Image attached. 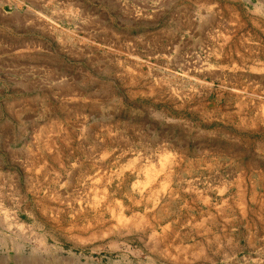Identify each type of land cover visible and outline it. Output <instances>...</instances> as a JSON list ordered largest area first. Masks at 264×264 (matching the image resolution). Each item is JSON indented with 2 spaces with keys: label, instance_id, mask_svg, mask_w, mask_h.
I'll return each instance as SVG.
<instances>
[{
  "label": "rangeland",
  "instance_id": "374dc122",
  "mask_svg": "<svg viewBox=\"0 0 264 264\" xmlns=\"http://www.w3.org/2000/svg\"><path fill=\"white\" fill-rule=\"evenodd\" d=\"M73 1L0 33V264H264V0Z\"/></svg>",
  "mask_w": 264,
  "mask_h": 264
},
{
  "label": "crops",
  "instance_id": "0c3cea01",
  "mask_svg": "<svg viewBox=\"0 0 264 264\" xmlns=\"http://www.w3.org/2000/svg\"><path fill=\"white\" fill-rule=\"evenodd\" d=\"M102 1L104 4L105 0ZM26 0H0V33L1 32H21L22 40L18 42L17 47L14 52L18 53V57L23 59L25 58L27 45L25 43V33L26 32H58L59 20L62 21L61 17H57L58 5L65 6L66 8V16H72V10L74 6L73 0H32V3L36 5L37 3H45L49 4L51 15L49 24L42 27L41 21L43 15L38 13V10L35 9L34 13H25L22 11V7L25 4ZM90 2V1H89ZM91 3H94L91 1ZM70 13L69 15L67 13ZM55 15V16H53ZM30 21H39L38 24H31Z\"/></svg>",
  "mask_w": 264,
  "mask_h": 264
}]
</instances>
